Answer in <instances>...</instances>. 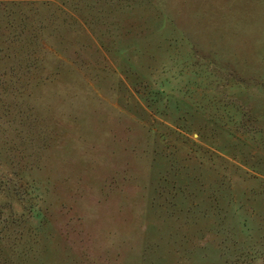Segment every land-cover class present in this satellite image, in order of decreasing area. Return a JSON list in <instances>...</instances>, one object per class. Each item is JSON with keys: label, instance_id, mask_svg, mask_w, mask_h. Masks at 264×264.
Returning a JSON list of instances; mask_svg holds the SVG:
<instances>
[{"label": "rangeland", "instance_id": "rangeland-1", "mask_svg": "<svg viewBox=\"0 0 264 264\" xmlns=\"http://www.w3.org/2000/svg\"><path fill=\"white\" fill-rule=\"evenodd\" d=\"M0 264H264V0H0Z\"/></svg>", "mask_w": 264, "mask_h": 264}]
</instances>
